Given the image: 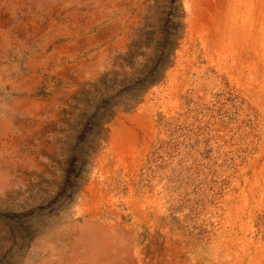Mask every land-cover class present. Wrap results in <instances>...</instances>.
<instances>
[{
  "label": "rangeland",
  "instance_id": "374dc122",
  "mask_svg": "<svg viewBox=\"0 0 264 264\" xmlns=\"http://www.w3.org/2000/svg\"><path fill=\"white\" fill-rule=\"evenodd\" d=\"M0 264H264V0H0Z\"/></svg>",
  "mask_w": 264,
  "mask_h": 264
}]
</instances>
